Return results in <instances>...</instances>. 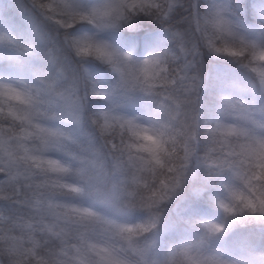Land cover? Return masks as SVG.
Wrapping results in <instances>:
<instances>
[{
	"label": "clouds",
	"instance_id": "obj_1",
	"mask_svg": "<svg viewBox=\"0 0 264 264\" xmlns=\"http://www.w3.org/2000/svg\"><path fill=\"white\" fill-rule=\"evenodd\" d=\"M38 2L20 0L31 17L23 12L3 26L12 39L0 41V87L19 90L29 102L0 96V162L14 156L26 184L54 175L25 157L27 147L70 168L62 180L79 190L49 181L42 206L26 210L34 222L55 225L70 248L83 234L123 264H264V214H229L221 206L233 202L236 190L255 198L246 181L256 169L241 144L264 139V82L252 70L264 66L252 59L264 49V19L255 12L260 0H150L144 7V0ZM218 6L228 9L235 38L216 28ZM242 42L249 46L239 54L214 50L241 49ZM81 43L106 48L112 60L80 51ZM10 107L22 118L11 117ZM220 126L247 136L225 139ZM154 142L163 163L143 167L139 158L150 161L151 153L132 146ZM74 208L94 216L81 223ZM207 223L223 228L210 233ZM121 226L136 229L132 245ZM64 260L80 264L71 252ZM96 262L92 256L88 264Z\"/></svg>",
	"mask_w": 264,
	"mask_h": 264
},
{
	"label": "snow or ice",
	"instance_id": "obj_2",
	"mask_svg": "<svg viewBox=\"0 0 264 264\" xmlns=\"http://www.w3.org/2000/svg\"><path fill=\"white\" fill-rule=\"evenodd\" d=\"M150 0H144V3L140 4V7H144L145 3H149ZM32 5H39L38 0H31ZM20 7L23 12L31 17L32 9L21 3ZM45 7L51 9L52 5H46ZM172 2L169 4L167 11H171ZM228 9L226 7L218 6L216 10L215 26L221 32H226L234 38L237 33L234 31L235 25L229 20L224 13ZM167 11L162 14H167ZM255 12L258 17L264 19V0H260L255 6ZM122 14V13H121ZM3 26H7V17L0 15V41L11 40V36L5 30ZM249 46V42H242V48L237 49L234 47L225 46L224 48H215L217 52L224 51L231 54H239L241 51L246 50ZM253 48L256 47L254 43L251 44ZM80 51L88 53L94 51L97 55L103 56L108 60H112L113 54L102 46L84 45L80 44ZM252 59L254 61L264 62V49L254 52ZM156 60L148 62V66L145 69L146 75H153L155 69ZM252 70L257 73L261 81L264 82V66L260 63L255 64ZM158 74V73H157ZM0 96H6L9 99L29 102V98H26L25 94L19 90L11 87H0ZM232 107L231 104L228 105ZM8 113L11 117L21 119L13 107L8 109ZM247 119V117L242 116ZM106 126L111 125V120L106 119ZM129 128L135 131V126L130 122ZM39 128V125H36ZM225 137L239 135L247 136V132L244 129H237L231 126H220L218 129ZM27 132V130H25ZM31 135V133H27ZM139 135V133H135ZM49 137H54V132L48 133ZM146 140H151L152 137L145 134ZM132 147H138L142 151L151 153V160H145L140 157L139 160L143 167H147L150 163L154 166L162 165L163 161L158 154L160 145L158 142L152 144H140L133 145ZM3 150V145L0 144V151ZM241 152L244 160L253 165L256 171L248 178L246 183L249 184L250 191L255 195H247L238 190L231 193L232 203L221 202V206L229 214L242 212L244 210L251 211L253 213L260 212L264 214V195H261V190L264 189V185L253 183V181L264 180V139L256 138L249 139L246 143L241 144ZM25 157L36 161V167L40 168L47 173L54 175L48 176L43 181H33L31 184H26L24 173L20 170L16 164L15 157L12 156L8 164L0 162V264H65L64 258L71 252L72 258L80 262V264H88V261L92 256L97 258L96 264H123L110 249L95 243L86 242V238L81 234V243L79 246L70 248L64 241L63 234L55 232V225L35 223L34 217L28 213V209H38L42 206L43 201L41 196L45 193V185L51 181L53 185L61 186L66 189L79 190L76 185L65 183L62 177L68 175L72 170L66 165L62 164L56 159L32 156L27 147L24 148ZM131 159V158H130ZM79 172H83V169H79ZM31 189V191H29ZM159 195L162 199L164 193H154ZM239 204V208L236 206ZM48 205L51 208L58 207L48 201ZM74 213L79 216L80 222L84 223L90 221L94 214L87 208H74ZM140 230H147L145 225L137 226ZM208 232L215 233L223 228L221 224L207 223L205 225ZM120 231H127L129 235L126 237L129 244L132 245L133 237L136 234V229L132 226L127 228L121 226ZM50 234V235H49ZM53 237H58L60 243H57ZM183 255L191 260L189 255V249L183 250ZM195 264V262H193ZM211 264H219L217 261H212Z\"/></svg>",
	"mask_w": 264,
	"mask_h": 264
},
{
	"label": "trees",
	"instance_id": "obj_3",
	"mask_svg": "<svg viewBox=\"0 0 264 264\" xmlns=\"http://www.w3.org/2000/svg\"><path fill=\"white\" fill-rule=\"evenodd\" d=\"M6 5V10L2 7L1 15L5 16V12H7V18L10 20H15L18 17L22 16L23 10L20 7V0H0V6ZM242 11H244L242 9Z\"/></svg>",
	"mask_w": 264,
	"mask_h": 264
},
{
	"label": "rangeland",
	"instance_id": "obj_4",
	"mask_svg": "<svg viewBox=\"0 0 264 264\" xmlns=\"http://www.w3.org/2000/svg\"><path fill=\"white\" fill-rule=\"evenodd\" d=\"M0 15H1V11H0Z\"/></svg>",
	"mask_w": 264,
	"mask_h": 264
}]
</instances>
